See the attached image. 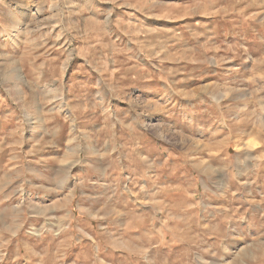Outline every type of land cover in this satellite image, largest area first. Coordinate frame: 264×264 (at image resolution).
I'll list each match as a JSON object with an SVG mask.
<instances>
[{
  "label": "rangeland",
  "instance_id": "374dc122",
  "mask_svg": "<svg viewBox=\"0 0 264 264\" xmlns=\"http://www.w3.org/2000/svg\"><path fill=\"white\" fill-rule=\"evenodd\" d=\"M263 121L264 0H0V264H264Z\"/></svg>",
  "mask_w": 264,
  "mask_h": 264
},
{
  "label": "bare ground",
  "instance_id": "6f19581e",
  "mask_svg": "<svg viewBox=\"0 0 264 264\" xmlns=\"http://www.w3.org/2000/svg\"><path fill=\"white\" fill-rule=\"evenodd\" d=\"M264 122V121H263ZM128 241V240H127ZM125 245V244H124ZM126 246V245H125ZM129 247V246H128ZM138 247V246H137ZM126 248V247H125ZM127 249V248H126ZM133 249V248H132ZM140 249V248H139ZM134 250H135V248H134ZM253 260V259H252Z\"/></svg>",
  "mask_w": 264,
  "mask_h": 264
}]
</instances>
